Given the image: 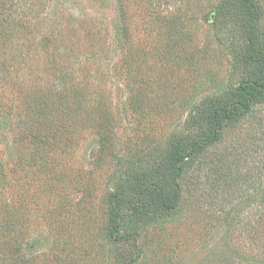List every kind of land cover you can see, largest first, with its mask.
I'll use <instances>...</instances> for the list:
<instances>
[{"label": "rangeland", "instance_id": "rangeland-1", "mask_svg": "<svg viewBox=\"0 0 264 264\" xmlns=\"http://www.w3.org/2000/svg\"><path fill=\"white\" fill-rule=\"evenodd\" d=\"M119 1L126 3L125 9L136 29L139 44L135 46V59L140 57L141 47L156 52L166 43L154 32L149 39L145 35V27L150 30L157 26L154 16L162 12L173 18L176 10L186 3L185 0H50L40 16L56 23L57 33L75 35L77 26L91 33L94 27H102L104 33L111 32L102 40L90 38L84 42L79 38L75 46L67 44L59 52L37 46L38 35L34 40L37 44L29 42L30 45L21 38L10 48L0 49V164L7 168L6 184L10 187L6 190L7 199L14 198L19 191L9 169L19 160L15 138L24 116L21 113L22 110L24 113L25 96H32L41 86L57 92L61 89L62 74L67 77L68 85L80 84L85 89L87 104L109 107L118 118L114 140L118 155L109 152L103 156L100 137L88 131L83 139L76 138V146L64 155L70 166L60 169L67 174L61 181L48 185L41 182L42 188H36L37 193L27 183L33 174L24 173L27 179L22 192L24 204L29 208L37 203L40 206L30 215L27 230L31 234L27 251L36 254V264H44L43 259L61 253L67 240L75 243L76 249L65 252L69 253L64 255L66 264H115L104 242L107 198L115 191L113 176L128 168L130 158L147 166L161 160L171 135L194 129L192 119L204 101L232 102L245 77V73L233 72L231 57L219 43L221 39L230 43L234 34L229 33L233 30L216 32L203 19V7L215 9L220 0L192 1L188 29L194 40L187 52H172L161 58L151 52L152 56L139 69L128 71L120 60L126 45L111 37L113 21L119 16ZM258 2L262 11L260 27L264 32V0ZM21 11L24 21H31L32 28L37 13L23 8ZM240 19L243 21L244 17ZM230 25L229 28L235 29L231 21ZM237 43L238 48H243L244 40ZM204 52L209 55H203ZM58 53L68 57L50 62L52 57H59ZM139 99L142 106H138ZM199 162H204L200 166L202 171H197L200 169L197 164L194 170H187L183 182L184 205L180 211L163 222L141 228L143 253L137 264H211L217 253H258V244L251 240L245 222L254 227L260 219L261 207L245 209L241 195L251 196L264 186V102L254 106L252 116L226 129L221 141ZM228 175L233 178L229 179ZM58 213L62 214L61 221ZM74 220L76 237L70 232L59 233L62 224L63 230L68 231ZM231 221L239 225L232 239L228 234ZM84 222L87 231L82 226ZM53 235H57L56 242Z\"/></svg>", "mask_w": 264, "mask_h": 264}, {"label": "trees", "instance_id": "trees-1", "mask_svg": "<svg viewBox=\"0 0 264 264\" xmlns=\"http://www.w3.org/2000/svg\"><path fill=\"white\" fill-rule=\"evenodd\" d=\"M49 1L0 0V49L10 48L15 40L21 38L27 43L37 44L34 40L38 35L40 38L37 39V46H41L44 50L52 48L53 51L59 52L67 44L75 46V41L78 42L79 38L84 42L89 41L90 38L102 40L111 32L105 30L104 33L102 27H94V32L91 33L77 26L75 29L78 33L75 35L68 37L67 33L65 35L60 31L57 33L56 23H49L40 16ZM185 1L183 8H178L173 18L167 17L168 14L162 12L154 16L157 26L151 27L150 30L145 27V35L149 39L154 32L156 37L165 40L166 43L162 44L164 47L157 48L156 52L153 48L151 51L141 47L140 57L137 59L134 57L135 46L139 44L136 29L128 10L125 9L126 3L119 1L117 6L119 16L113 21L111 37L126 45L121 50L120 60L128 71H132V68L139 69L152 56L151 52H155L154 57L157 58L172 52H187L194 40L188 29L191 22L188 12L191 11L193 0ZM59 7L61 9V5ZM22 8L27 12L30 10L37 13L33 16L37 21L32 28L31 21H24ZM203 10L204 21L208 20L216 32L227 30L229 33L233 30L229 33L234 34L230 43H226L223 39L219 43L221 49L227 50L231 57L233 72L245 73V77L239 84L232 102L220 99L204 101L198 114L192 119L194 129L189 133L179 132L171 135L167 141L166 153L161 160L147 166L143 163L138 164L130 158L127 160L128 168L113 176L115 191H112L107 198L104 242L108 247V255L115 260V264H137L141 260L143 253L140 246L141 228L144 225L163 222L168 216L180 211L184 205L183 182L186 180L187 170L193 169L196 164V167L200 168L204 163L199 162L202 156L221 141L225 130L252 116L254 106L264 102V32L260 27L262 11L258 0H220L215 9L211 6L203 7ZM240 17H244V20L241 21ZM245 18L248 22H245ZM230 21L236 25L235 29L229 28ZM239 39L244 40L243 48L237 47ZM207 54L208 52L203 53V55ZM58 56L52 57L50 62L62 61L59 53ZM70 69L74 71L73 68ZM59 79L61 89L57 92L41 86L32 96L27 95L24 98L25 108L24 113L23 110L21 113L24 116L18 124V134L15 138L19 160L9 169L12 172V179L16 182L14 186L19 191L11 200L6 197V190L10 188L6 184L7 168L5 169L4 164H0V264H36L37 262H35L36 254L27 251L31 239V234L27 230L30 227V215L34 210H39L40 206L39 203L31 208L25 206L22 198L25 184L29 182L36 191V188H42L39 184L41 182L48 185L67 177L66 172L60 170L70 166L69 160L64 158V155L70 153L69 149L76 144V138L83 139V135L88 131H94L100 137L103 156L109 152L118 155L115 153L114 143L118 128V118L115 113L109 107L87 104V94L80 84L68 85L67 77H63L62 74ZM139 103L138 106H142L141 99ZM197 171H202V168ZM25 172L33 174V179L27 180L24 177ZM137 172L143 174L138 175ZM231 176L227 177L231 179ZM24 179L27 183H24ZM257 196L262 197L258 199ZM241 197L246 202L245 209L261 207L260 219L256 220L254 227L250 222H245L246 229L251 233V240L258 244L259 251L257 254L217 253L212 258L215 262L211 264H264V186L261 185L258 192H253L251 196L242 194ZM61 215L60 213L57 215L60 221ZM82 226L86 228V223H82ZM76 227L75 220L68 231L63 230L62 224L59 233L68 235L70 232L76 237ZM238 229L239 225L231 221L228 233L231 239ZM56 237L57 235L53 237L55 242ZM75 246L71 240L64 241L61 253L58 252L60 255L54 253L51 257L43 259L42 263L66 264L64 255L69 253L65 252L75 250Z\"/></svg>", "mask_w": 264, "mask_h": 264}]
</instances>
